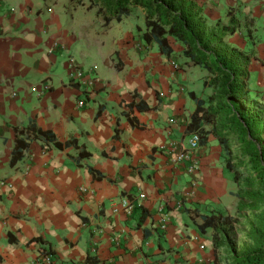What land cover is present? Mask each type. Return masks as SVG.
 Instances as JSON below:
<instances>
[{"label": "crops", "instance_id": "obj_1", "mask_svg": "<svg viewBox=\"0 0 264 264\" xmlns=\"http://www.w3.org/2000/svg\"><path fill=\"white\" fill-rule=\"evenodd\" d=\"M196 1L211 30L236 25L225 43L257 55L249 96L264 97V0ZM88 18L106 30L88 36ZM145 31L140 7L106 24L88 0H0V264H216L197 221L237 210L226 153L209 133L195 172L174 160L213 89L173 37L167 56ZM69 58L95 67L88 92ZM32 125L55 139L21 133L14 157L15 127Z\"/></svg>", "mask_w": 264, "mask_h": 264}, {"label": "trees", "instance_id": "obj_2", "mask_svg": "<svg viewBox=\"0 0 264 264\" xmlns=\"http://www.w3.org/2000/svg\"><path fill=\"white\" fill-rule=\"evenodd\" d=\"M137 7L144 12L143 37L147 42L157 43L164 54L171 56L174 48L169 38L173 37L183 46L186 63L208 72L204 85L213 91L207 98H197L190 131L199 136L200 143L209 133L217 138L226 153V167L233 173L237 186V215L247 212L253 215L242 247L229 235L237 218L215 211L201 215L197 224L202 232L207 228L214 230L215 262L264 264V99L249 96L250 65L257 55L226 44V37L236 32V25L211 30L204 8L196 0H88V8H96L106 24L121 21ZM192 94L195 96L194 92ZM15 128L18 148L14 157L19 147L21 152L30 144L20 137L21 133L31 139H55L51 131L33 125ZM87 169L92 171V168ZM86 263L98 264L90 254Z\"/></svg>", "mask_w": 264, "mask_h": 264}, {"label": "built area", "instance_id": "obj_3", "mask_svg": "<svg viewBox=\"0 0 264 264\" xmlns=\"http://www.w3.org/2000/svg\"><path fill=\"white\" fill-rule=\"evenodd\" d=\"M68 72H69V78L72 83L78 84V88L86 90L88 92L89 87L94 85L95 82V75L94 68H90L88 70H85L82 65H80L77 61H75L73 58H69L68 62ZM75 84V85H76ZM86 96H83L78 100L79 106H84L86 104ZM200 145V139L198 135H194L187 145L183 146L177 153L174 160L176 162H184L187 160L192 159V165L189 168L190 172H195L196 169H198V161L194 158L193 154L196 149H198ZM193 156V157H192Z\"/></svg>", "mask_w": 264, "mask_h": 264}, {"label": "rangeland", "instance_id": "obj_4", "mask_svg": "<svg viewBox=\"0 0 264 264\" xmlns=\"http://www.w3.org/2000/svg\"><path fill=\"white\" fill-rule=\"evenodd\" d=\"M235 8H237V7H234V9ZM95 19H96V17H95ZM104 30H106V27H104L103 24H101V26H100V24H98L97 21H93L92 18H88V36H92V35L93 36H97V35L100 36ZM98 33H100V34H98ZM175 64L178 65L177 62ZM83 67L85 70H88V68L89 69L95 68L94 66H88V67L83 66ZM200 73L205 74L208 72L205 70H200L199 74ZM202 78H204V77H202V75H201V77H199V80ZM201 94H202L201 96L203 98H207V94L205 93L204 90L201 92ZM261 98L264 99V97H261ZM231 176H234L233 173H231ZM232 186H236V183L234 182V180L232 181ZM233 194H235V193H233ZM230 201H231L230 208L231 209L236 208L237 199L231 198ZM229 215L238 219L237 220L238 222L234 224V227L231 230H229V235L233 238V241H234V243L237 244V246L242 247V245L246 242V236H247V233L249 232L250 222L253 219V215L247 212V213H244L242 216L238 217L237 210L234 213L229 214ZM228 228H229V226H226V229H228ZM220 254L224 255V253L222 251L220 252ZM223 264H225L224 261H223Z\"/></svg>", "mask_w": 264, "mask_h": 264}]
</instances>
